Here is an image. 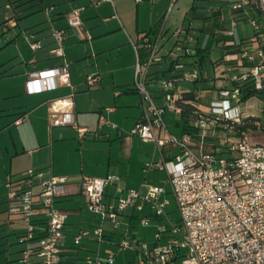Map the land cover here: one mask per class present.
<instances>
[{"label": "built area", "instance_id": "1", "mask_svg": "<svg viewBox=\"0 0 264 264\" xmlns=\"http://www.w3.org/2000/svg\"><path fill=\"white\" fill-rule=\"evenodd\" d=\"M253 1L234 0L228 5L230 17L224 45L240 47L236 52H226L220 59L223 76L230 80V85L214 88L207 111L202 110L199 101L186 99L174 90L177 79H199V72L185 70L179 57L193 53L200 55L206 50L205 44L197 43L187 30L179 34L169 52H177L169 63L170 69L177 74L170 80H161L159 90H163V103L158 104L152 93L150 67L163 58L160 41L166 17L157 32L144 33L133 43L136 53L133 85L140 95L142 110L131 134L145 142H154L159 151L164 148L178 149L169 160L163 158L158 163L146 162L144 170L153 167L166 170V182L175 197L179 219H169L167 224H160L151 246L131 235L130 227L118 241L121 248L141 253L142 261L170 264L179 259L178 264H264V144L249 140L247 131L243 130L249 116L241 109L243 84L251 80L257 89L264 86V31L251 15ZM215 11L212 7L204 8L208 16ZM68 20L70 26H79L78 10L69 13ZM242 22L250 23L255 30L246 40L235 36V28ZM53 37L56 45L52 53L63 56L64 30H54ZM27 41L33 50L41 47L38 40L27 37ZM97 79L98 76L88 77L87 82L93 85ZM28 83L35 85L33 91H46L60 85L73 89L69 65L65 61L56 68L28 73ZM71 96L52 101L49 118L52 125H72L78 137L82 138L93 130L76 123ZM187 104L194 106V125L199 132L196 141L189 134L177 136L169 132L164 124L167 111L182 114ZM254 123L257 129L260 128L259 122ZM102 124L115 127L100 116L99 125ZM216 127L222 129L212 136L220 139L218 145L208 151L205 149L208 143L205 132ZM25 174L17 185L7 184L8 197L14 201L9 212L25 222L21 241L32 242L36 229L41 234L34 241L36 245H27L23 250L20 264L30 263L32 257L41 259L44 264H57L68 253L74 252L83 239L91 235L98 243L106 239L103 227L99 226L92 231H80L73 237V247H66L63 238L67 213L56 206V200L67 193L68 177L43 179L35 192L31 178L41 173L29 169ZM119 180L120 176L114 174L103 177L82 175L80 180V191L86 198L88 210L102 221H110L113 231L120 226L119 217L127 208L142 211L147 205L157 217L166 214L169 200L165 197V186L143 183L146 190L142 191V187H125ZM110 185H114L115 194L107 200L106 189ZM37 214L43 216L42 225L34 222ZM141 222L146 224L148 217H143ZM163 237L166 239L164 243L160 242ZM115 257L113 251L107 250L96 258L86 255L84 261L86 264H114Z\"/></svg>", "mask_w": 264, "mask_h": 264}, {"label": "crops", "instance_id": "2", "mask_svg": "<svg viewBox=\"0 0 264 264\" xmlns=\"http://www.w3.org/2000/svg\"><path fill=\"white\" fill-rule=\"evenodd\" d=\"M14 1L17 0H0V197L7 194V200H5L7 206L4 210L7 219H3L4 216L0 215V221L7 224V244L13 239L11 235L17 237L20 242H24L20 240V236L25 232V222L19 216L9 212V207L14 204V201L8 197L7 184L17 185L29 169L41 173L40 176H32L33 187L39 186L41 180L52 176H67V193L56 200V206L67 213L63 240L65 246L71 248L73 247V236L80 231L89 230L83 226L84 219L88 217L85 213L88 208L86 198L80 191L82 175L103 177L114 174L120 176L119 183L125 187H142V191H145L146 187L142 186L145 183L163 185L167 193L170 192V188L166 185L165 169L153 167L144 173L143 167L148 161L158 163L163 158L165 160L171 159L178 152V149L164 148L163 151L158 152L154 142H145L137 135L130 133V129L139 118L142 110L140 95L134 89L133 81L130 83L128 80V82L119 84L109 79L107 82L108 99L104 101H97L95 98V94L99 93L100 90L80 94L77 89L79 85L87 81L80 75V67L77 62L90 57L92 55L90 53L97 54L105 49L123 44H128L129 47H131L130 44L133 46V43L142 34L157 32L163 19L158 18L155 22L152 20L151 24H140L137 20L134 28L128 27L126 21L120 17L122 15L120 4L124 0H49L51 3L46 6L44 4L48 0H27L28 2L17 10L14 9ZM221 1L225 2L224 5L227 8V13L222 18H219L221 15L219 7L215 8L216 11L211 16H208L204 13L205 7L199 9L194 4L196 8L193 10V14L191 10L188 14V26L185 31L187 30L197 43L202 44V38L205 37L206 50L200 55L193 53L189 56L182 55L180 57L188 59L190 63L201 64L204 57L209 54L210 49L217 45L216 48L220 49L221 54L212 63L221 68L220 77L225 81L223 64L220 63V59L226 52H232L234 47L224 45L225 29L229 25L230 17L228 5L231 0ZM143 2L135 1L137 6ZM172 3L173 0L170 1V5ZM170 5H168L166 12L170 9ZM51 7L53 8L50 9ZM40 9L48 11L49 27H53V30H64L63 56L52 53L51 50L55 47L53 33L47 29L48 26L42 25L44 20L34 17L21 20V17L31 15ZM74 10H78V17L81 22L77 27L70 26L68 20L69 13ZM251 15L256 14L251 13ZM192 18H200L203 21L202 26L195 29L196 34L189 32ZM151 19H153V15ZM107 22L110 24L106 26ZM104 25L105 27H102ZM114 31H118L117 34L120 35V38L101 47L95 46L93 39ZM206 33H209L208 37ZM27 37L40 41L41 47L35 50L31 49ZM76 37H79V41L91 40L79 44L84 46L82 52L79 53L76 52L78 46L74 40ZM245 37L249 36H242L239 39ZM88 44L92 47V52L87 50ZM64 61L69 65L70 82L73 89L66 85H60L46 91H33L35 85L28 83V73L56 68ZM74 63L77 65L72 66ZM127 66L132 72V64ZM168 70L172 72L171 79L174 78L177 72L170 67ZM102 80L98 76L97 81L90 86L100 88L102 85L104 86ZM103 82L106 84V81ZM122 85L125 86L124 90L120 92L115 90L117 86ZM229 85L224 84L223 86ZM112 88L113 91L111 92ZM72 92L73 95L71 96ZM183 92L179 93L182 94ZM122 93L126 94L123 95ZM193 95L191 99L200 102L199 97ZM68 96H71L72 111L76 123L93 130L82 138L78 137L76 129L70 124H51L49 118L50 103ZM153 96L158 104L163 103V100L157 101L161 98L159 94H153ZM248 101V105L241 104L242 111L249 118L256 119L254 122L260 123L259 115L251 109L263 110L264 102L259 99L252 100L251 97ZM113 102L114 105L111 104ZM178 115L181 116L182 114ZM100 116H103L110 123L116 122L117 125L115 127L108 124L99 125ZM249 129V127L243 128L247 132ZM198 133V130L195 133H183L182 131L180 135H176L189 134L196 141ZM209 138L207 135L206 143L212 141ZM157 171H161L163 175H159V177ZM34 191L36 192V190ZM114 194V185L107 187L106 199L111 200ZM59 202L63 203L57 204ZM70 215L72 217H69ZM127 217L128 223H130L133 218L148 217L149 221V219L157 216L151 212L149 206L145 205L142 211H136L132 208L125 209L119 219L125 220ZM97 218L100 222L99 226L103 227L106 235L103 242H115L114 235L116 233L112 230L110 221H102L99 217ZM34 220L38 225H42L43 216L37 214L34 216ZM128 227L132 230L130 224ZM94 240H96L94 235L83 239L80 246L74 252L68 253L65 258L78 255L79 251L89 250L92 244L90 242H94ZM27 245L34 246L36 242H30ZM26 246L23 247L26 248ZM24 249L21 248L20 251ZM19 259L18 257L17 260ZM39 260L41 259L32 257L30 262Z\"/></svg>", "mask_w": 264, "mask_h": 264}, {"label": "rangeland", "instance_id": "3", "mask_svg": "<svg viewBox=\"0 0 264 264\" xmlns=\"http://www.w3.org/2000/svg\"><path fill=\"white\" fill-rule=\"evenodd\" d=\"M94 1V0H93ZM136 0H124L120 4L121 13L120 16L122 20L126 21V26L128 27H135V23L139 20L140 24H151L152 20L155 22L158 18L164 19L166 17L164 23V32L160 41L161 48L160 54L163 56L162 61L160 63L154 64L150 67V71H156V78L152 79L153 84V94H159L161 96L160 99L157 101L163 100V90H159L161 87V80H170L172 76L171 70H168L170 59L175 58L177 56V52L173 51L169 54L170 49L175 46V41L178 38V34L180 32H184L185 28L188 26L187 20L185 17L188 16L191 6L196 4L199 9H203V7H212L217 8L221 11V15L219 18H222L226 15V6L224 5L225 2L221 0H174L172 5H170L171 0H160L157 2H152L151 0H142L144 1L142 4L138 6L135 3ZM231 0L230 2H232ZM51 2L48 0L45 2V6L50 4ZM170 5V9H166ZM253 7L256 9H261L262 11L260 14L254 15L255 19L258 20L259 26L264 27V8L262 5L261 0H254ZM223 6V7H222ZM51 7L50 9H52ZM51 11V10H50ZM200 11V10H199ZM165 14V15H164ZM49 13L46 9H40L34 11L31 15H26L21 17V20L28 19L30 17L39 18V20H44L42 24L44 27L48 26V30L53 33V27H49L50 20H49ZM153 15V19L151 16ZM218 19V18H217ZM94 20V19H92ZM110 22L106 23V26L109 25ZM203 24V21L200 18H192L190 20L189 25V32L191 34H196L197 28H200ZM102 27H105L102 26ZM46 29V30H47ZM118 31H114L108 33L100 38L93 39L95 41V46H104L108 44L110 41L114 39L120 38V35L117 34ZM255 33V30L248 22H242L238 24L235 28V36L239 39L242 36H252ZM54 38V37H53ZM75 43L78 45L76 47V52H82L84 49L83 44L85 42H89L91 40H82L79 41V37L74 38ZM205 37L202 38V43L205 44ZM54 44L56 45L55 41ZM123 44L121 46L112 47L105 49L97 54H92L90 57L86 59L80 60L78 66L80 67V75L84 78V80L88 77L99 76L101 77L102 87L90 86L89 83L86 81L82 85L77 87L80 94L93 92L95 90H100L99 93L95 94V98L97 101H104L108 99L107 93V82L110 80H114L116 83H124L132 81L134 82V67L136 63V55L132 44ZM217 45L213 46L210 49V52L207 56L204 57L201 64H193L190 63L188 59L180 57L179 61L184 63V69L191 71L193 69L199 72V79L197 81L192 80L191 78L187 79H179L176 81L175 90L177 92L183 91H192L197 97H199L201 108L203 111L208 110V106L214 88H218L223 86L224 84L229 85L230 80L226 79L225 81L220 77V70L221 68L218 65H214L212 62L216 60L221 52L220 49L216 48ZM87 50L92 52V47L88 44ZM91 50V51H90ZM186 62V63H185ZM77 63L72 64V66L77 65ZM128 64H132V72L130 71V67ZM106 81V84L105 82ZM109 84V83H108ZM91 87V88H90ZM125 86H117L115 88L116 91L120 92L124 90ZM91 89V90H90ZM113 88L111 89V92ZM123 95L126 93H122ZM252 100L259 99L264 102V95L258 94L251 97ZM249 100V99H248ZM244 101L242 104L248 105L249 101ZM114 105L115 103H111ZM263 110H254L251 109L254 113H257L260 118V123L264 125V104L262 106ZM113 122V121H112ZM183 120L180 115L175 114L172 111H167L164 115V124L169 132L174 134L180 135L183 131ZM250 123V122H249ZM114 125H117L116 122H113ZM249 126V125H248ZM248 138L251 142L255 143H262L264 144V128L261 126L258 128L259 130H255L257 128H253L249 126ZM222 128L216 127L214 129L206 130L205 134L209 135L212 141H208L205 149L210 151L214 149L218 145L219 137L212 136L213 134L216 135L219 133V130ZM132 128L130 129L131 133ZM256 131V132H255ZM222 135V133H221ZM156 147V145H155ZM159 152V149L156 147ZM176 151V150H175ZM159 155V153H158ZM145 168V166L143 167ZM145 173V170L143 169ZM157 175H163L161 171H157ZM160 177V176H159ZM162 183V181H159ZM169 188L168 184H166ZM39 186H34V190H39ZM166 197L169 199V205L166 207V214L163 215L161 218H151L146 224L141 222L140 218H133L130 223H128V217L123 219H119L121 224L120 226L114 231L116 234L114 237L116 238L115 242H102L98 243L96 240L94 242H90L91 247L89 250H82L79 251L78 255L68 256L64 258V260L57 264H86L84 261V257L86 255L96 258L98 254L104 255L107 250H111L116 254L114 264H154L150 261H142L143 257L141 253L137 252L136 250H132L129 248H121L118 245L119 239H121L124 235V231L127 230L129 224L132 226V230L130 231L131 235H135L137 239L146 241L149 246L152 245L153 241L155 240V234L158 232V227L160 224H167L169 219L178 220L179 210L177 207V203L175 200L174 195L169 192L167 193ZM7 194L5 196L0 197V215H3V219H7L6 209L7 206ZM63 202H59L57 204H61ZM87 218L84 219L83 226L89 228L90 231L93 230L92 226H99L100 222L97 217L93 216L87 209L85 211ZM139 215V213H137ZM69 217H72L70 215ZM78 234V233H77ZM13 237L12 241L7 244V224L0 221V264H20L17 258H21L23 251L20 249L25 248L23 246L27 245V242H20L17 237L11 235ZM74 237V236H73ZM118 239V240H117ZM165 238H161L160 242L164 243ZM100 245V246H99ZM179 259L173 260L170 264H178ZM28 264H44L41 260L37 262H30Z\"/></svg>", "mask_w": 264, "mask_h": 264}, {"label": "trees", "instance_id": "4", "mask_svg": "<svg viewBox=\"0 0 264 264\" xmlns=\"http://www.w3.org/2000/svg\"><path fill=\"white\" fill-rule=\"evenodd\" d=\"M20 2V3H18ZM28 1L27 0H17V1H14V9L17 10L19 9L22 5L26 4ZM196 8V6L193 4L191 6V11H192V14H193V10ZM262 10L261 9H256L255 7H253L252 5V9H250V12L251 13H255V14H260ZM19 12V11H17ZM189 19L188 16L185 17V20ZM261 31H264V27L262 26L261 28ZM251 37V36H249ZM249 37H245L243 38L242 40H246L248 39ZM239 47L240 46H234L232 52H236L239 50ZM156 71L155 72H151L150 73V78L151 79H154L156 78ZM194 93L193 92H183L182 95L184 98L186 99H191L193 98V95ZM258 94H263L264 95V86L262 89H257L254 84H252L251 80H248L246 81L242 88H241V101L244 102L246 101L247 99H249L250 97L252 96H255V95H258ZM194 106L193 105H190V104H187L183 107V113L181 115V118L183 120V133H195L197 131V128L195 127L194 125V119H195V114H194ZM254 118H249V120L247 121L246 125H244L243 128L245 127H253V128H257V126L255 125L254 123ZM250 122V123H249ZM249 125V126H248ZM263 127L264 128V125L263 124H260V127ZM210 139V138H209ZM220 153H224V151H220ZM35 224H37L36 220H34ZM41 224H43V222H41ZM35 237L33 238V241L34 242L35 240H37V238L40 236V230L39 229H36L35 230Z\"/></svg>", "mask_w": 264, "mask_h": 264}, {"label": "water", "instance_id": "5", "mask_svg": "<svg viewBox=\"0 0 264 264\" xmlns=\"http://www.w3.org/2000/svg\"><path fill=\"white\" fill-rule=\"evenodd\" d=\"M262 1V3H263V6H264V0H261Z\"/></svg>", "mask_w": 264, "mask_h": 264}]
</instances>
